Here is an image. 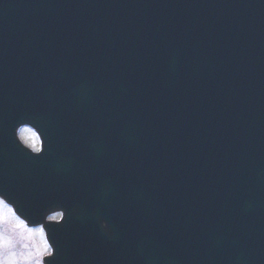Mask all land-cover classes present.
Masks as SVG:
<instances>
[{"label":"water","instance_id":"water-1","mask_svg":"<svg viewBox=\"0 0 264 264\" xmlns=\"http://www.w3.org/2000/svg\"><path fill=\"white\" fill-rule=\"evenodd\" d=\"M225 15L219 18L228 21L234 16L232 12ZM60 23L61 20L52 26L34 21L21 23L0 13L1 58L5 48L20 47L25 41L36 42L50 35ZM218 51L195 59V65L206 67ZM211 71L221 81L230 80L224 67ZM19 82L22 86L16 93L3 84L0 87V198L28 225H42L49 242L53 232L72 224L76 234L83 237L73 241L80 248L74 250L88 257L76 259L72 264H264V158L256 154L242 159L241 144L238 147L235 144L234 149L228 150L233 162L221 155L216 163L221 176L217 173L205 182L197 181L194 174H184V178L168 177V186L158 187L151 181L153 168L136 164L138 154L156 145L155 133L146 130L147 120L139 112L140 96L150 81L146 82L136 71L127 70L125 82H113L114 91L125 101L124 109L120 107L123 125H118L116 119L113 123L118 141L130 160L126 180L129 185L122 189L111 179L107 189L106 173L101 180L98 174L92 175L82 166L70 168L66 162L57 163L56 156L48 155L47 149L40 155H32L22 148L15 136L18 127L35 121L50 126L48 119H60L70 115L71 110L48 104L44 107L50 111L46 113L47 119L39 111L44 100L37 99L26 83ZM76 99L82 104V100ZM248 110L242 107L238 119H244ZM240 131L233 127L231 134L239 136ZM48 132L44 130L45 140ZM200 155L204 162L215 157L214 153ZM115 157L122 158L116 154ZM121 163L115 164V178L123 172ZM161 204L163 210L158 209ZM54 211L62 212L63 220L57 225L45 223L47 214ZM136 215L141 220L124 228L122 219ZM150 215L154 226L150 224ZM55 255L46 258L45 264H57Z\"/></svg>","mask_w":264,"mask_h":264},{"label":"rangeland","instance_id":"rangeland-1","mask_svg":"<svg viewBox=\"0 0 264 264\" xmlns=\"http://www.w3.org/2000/svg\"><path fill=\"white\" fill-rule=\"evenodd\" d=\"M0 217L6 218L0 220V233L7 235L11 241L7 248H0V260H4L7 255L9 259L14 258L16 264H42L44 254H49V251L46 250L47 245L42 243L45 239L40 230H31L34 228L21 224L10 208L1 203Z\"/></svg>","mask_w":264,"mask_h":264},{"label":"snow or ice","instance_id":"snow-or-ice-1","mask_svg":"<svg viewBox=\"0 0 264 264\" xmlns=\"http://www.w3.org/2000/svg\"><path fill=\"white\" fill-rule=\"evenodd\" d=\"M28 131L27 129H21L20 132H21V136L23 138V134ZM35 135V133H33V136ZM34 143H33V147H34ZM61 214H57V217H59ZM3 219H6L5 217H0V220H3ZM52 219V218H50ZM11 241H10V238L3 234V233H0V248H7L9 245H10ZM46 250L49 251V254L54 256V250L48 248L46 246ZM0 264H16V261L15 259H9L6 255L5 259L4 260H0Z\"/></svg>","mask_w":264,"mask_h":264}]
</instances>
